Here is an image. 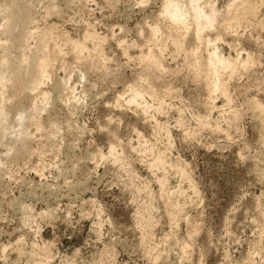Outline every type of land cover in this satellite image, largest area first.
I'll list each match as a JSON object with an SVG mask.
<instances>
[{"label": "rangeland", "instance_id": "rangeland-1", "mask_svg": "<svg viewBox=\"0 0 264 264\" xmlns=\"http://www.w3.org/2000/svg\"><path fill=\"white\" fill-rule=\"evenodd\" d=\"M162 1L0 0V23L22 3L32 16L14 29L25 43L10 58L49 57L48 76L30 94L42 108L29 107L19 121L33 152L14 159L0 144V264H264V1L248 0L252 19L208 31L211 40L221 31L223 57L235 63L220 75L228 99L207 92L189 64L190 49L203 61L212 41L198 44L190 27L182 39L174 35L183 44L177 51L172 39L150 38L146 23L162 24ZM230 1L201 0L216 21ZM45 27L53 43L36 50ZM59 32L101 37L102 55L78 62ZM147 49L162 66L156 83L139 76ZM19 68L34 75L27 60ZM129 84L142 89L139 104L126 101ZM10 85L0 93L4 111L27 105L23 94L7 98ZM17 122L2 125L5 143Z\"/></svg>", "mask_w": 264, "mask_h": 264}, {"label": "bare ground", "instance_id": "bare-ground-1", "mask_svg": "<svg viewBox=\"0 0 264 264\" xmlns=\"http://www.w3.org/2000/svg\"><path fill=\"white\" fill-rule=\"evenodd\" d=\"M2 1V0H1ZM12 2L18 1V0H10ZM226 10L225 14L223 15L224 18L221 21H216V14L215 9L213 6H209L208 8H205V5L201 2V0H163L161 4V10L159 13H161V19L162 24H160L157 21L151 20L149 22H145L147 25V30L149 32L148 35H150V38H153L154 40L158 39H172V45L174 49L180 50L183 48V44H181L178 40H175L177 38L174 37V35H178L179 39H182L187 33L189 27L193 29V32L190 33V36L197 41L198 44L200 43H209L211 42V46L209 45V48L206 50L205 60L199 61L198 57L196 56V47L193 49H190L189 53V64L197 69L199 71L198 76L204 85V87H207V92L211 90H220V93L225 96L228 99V96L223 93V84L220 82V75L226 70H232L234 68L235 63L230 60L229 58L223 57L222 54V48L220 47V39H222L221 31L219 30L222 26L230 23L231 21H237L241 20L243 17L246 19H249L254 14V4L249 2L248 0H232ZM264 1V0H262ZM144 2V1H142ZM140 2V3H142ZM1 8H4L0 4ZM29 6V5H28ZM28 6L26 3H22L14 7L12 11H10L6 16L3 18V21L0 23L1 31H0V38L5 39L4 42L11 40V39H17V43H11L10 45H7L6 43H0V49L4 50L5 53L2 55V59L0 60V63L2 65V68L0 69V93L4 95V91L2 90V87L5 85V83H10V87L7 89V98H19L21 94H23V97L26 100L27 105H16L14 109L10 111H4L3 106L0 105V144L5 145V151L7 156L12 158H21L23 156H29L31 151L34 149H31V146L27 145V139H31L30 130L28 128L23 127L19 121L23 120L24 116L28 120V113H29V107L34 106L37 108H42L39 105H36L34 99L30 96L31 92L38 88L39 84L42 83L43 79H45L48 76L49 72V64H48V55L45 53H33L31 58L26 59L22 56L19 58H10V55H12L11 48L15 45L23 47L25 42L21 41V38H17L15 36H12V33L14 29L18 26L19 23H22L26 25L30 22L31 15L28 10ZM55 7L50 8V11H57L55 10ZM159 18V17H158ZM148 21V19L146 20ZM232 24V22H231ZM51 26V25H50ZM219 29L216 31V35L214 37V40L210 39L208 35V31L211 28ZM227 27V26H226ZM46 28V27H45ZM213 29V30H214ZM223 30V29H222ZM215 31V30H214ZM20 33H22L24 36H31L33 35V32L30 31L24 32L22 29H20ZM60 33V32H59ZM37 35L36 40L34 41L36 50H43V47L46 44H49V42L53 43V39L55 37L54 33L50 29H42L41 31L35 33ZM61 41H65L66 43H69L73 53L74 58L76 60H87L90 56H101V47L99 46L101 37L85 34L84 39L78 40H70L66 37L64 33L58 34ZM91 41V46L87 47L86 41ZM54 45H56L54 43ZM57 46V45H56ZM60 46V45H59ZM57 46V47H59ZM55 48V50L57 49ZM68 47V46H67ZM60 48V47H59ZM88 49V52L86 50ZM206 48V47H205ZM61 49V48H60ZM59 50V49H57ZM84 50H86L87 55L84 54ZM59 52V51H58ZM93 58V57H91ZM27 60V68L34 72V75H26V73L22 72L19 68L20 64ZM92 60V59H91ZM91 60H88L89 63ZM95 60V59H94ZM141 60L143 62V69L139 73V76L144 80V82L147 83H154L157 82V78L154 75V71L161 70L162 66L160 67L159 60L157 59V55L153 52H150L149 49L144 51L141 55ZM87 61V62H88ZM86 63V61H84ZM83 62V63H84ZM29 63V65H28ZM97 63V62H96ZM95 63V64H96ZM103 64V63H102ZM90 65V64H89ZM52 66V65H51ZM189 67V65H186ZM100 69V68H99ZM106 76V75H105ZM115 79V78H114ZM155 82V83H156ZM61 81L57 79L53 83V88L58 90ZM203 87V86H202ZM127 90L129 92L128 94V101L129 103H138L140 102L142 98V89L140 88H134L132 84H129L127 86ZM144 90V88H143ZM146 92H150L152 96H157L158 92L156 91H150V90H144ZM169 91V90H168ZM39 94L42 96V100L45 101L48 98V94L44 91H39ZM210 95V94H209ZM158 97V96H157ZM161 97V96H160ZM119 98V97H118ZM142 103V102H141ZM139 107V105H138ZM260 111H264V107L260 106ZM11 115V116H10ZM16 116V120L18 128L12 129L13 135L16 138H13L9 142H4L3 134H2V125L7 122L8 120H13ZM11 117V118H10ZM69 123V122H68ZM50 124V123H49ZM52 124V122H51ZM51 124L49 125L51 128ZM38 126V125H37ZM39 129L41 128L40 125L38 126ZM46 128V127H45ZM55 130H50V136L55 135ZM39 131V130H38ZM68 131V130H67ZM48 133V132H47ZM68 133V132H67ZM52 138V137H51ZM29 139V140H30ZM42 139V138H41ZM21 141V142H20ZM44 141V140H43ZM50 141V140H49ZM20 142V143H19ZM53 142V141H51ZM19 143V144H18ZM50 144V143H49ZM33 152V151H32ZM32 155V154H31ZM8 157V158H9ZM157 158V156H156ZM22 159V158H21ZM159 161L157 162L156 167L164 165L162 161H160V158H158ZM156 159V160H158ZM161 162V163H159ZM153 164H150V167ZM155 165V163H154ZM154 167V166H153ZM154 167V168H156ZM164 167V166H163ZM164 171V169H163ZM181 171V170H180ZM182 173V171H181ZM158 183L161 186L159 192L161 191L162 198L166 200H169L170 198V192H166L163 189V183H166L163 178L157 179ZM168 189V188H167ZM167 202V201H166ZM172 205V203H170ZM173 206V205H172ZM177 207V206H176ZM174 205L172 207L176 213H179V209H177ZM171 208V209H172ZM174 212V211H173ZM142 213V212H141ZM146 213V211H145ZM172 214V213H171ZM175 214V213H174ZM173 215V214H172ZM143 215H141V220ZM150 216V215H149ZM176 216V215H175ZM175 216H173L175 218ZM172 217V216H171ZM148 218V216H147ZM145 218L144 220L151 221V219ZM143 220V221H144ZM149 220V221H148ZM174 220V219H173ZM176 220V219H175ZM140 221V220H139ZM145 221V222H146ZM144 222V223H145ZM147 223L145 225H147ZM152 222H150L151 224ZM144 225V224H143ZM149 225V224H148ZM152 226V224H151ZM146 228V226H145ZM148 231H149V227ZM146 228V229H147ZM145 230V229H144ZM148 233V232H147ZM145 232V236L147 235ZM150 233V232H149ZM149 235V234H148ZM147 235V237H148ZM150 237V236H149Z\"/></svg>", "mask_w": 264, "mask_h": 264}]
</instances>
